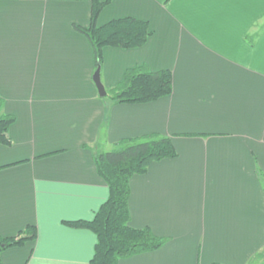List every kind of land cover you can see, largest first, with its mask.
<instances>
[{
	"label": "crops",
	"instance_id": "obj_1",
	"mask_svg": "<svg viewBox=\"0 0 264 264\" xmlns=\"http://www.w3.org/2000/svg\"><path fill=\"white\" fill-rule=\"evenodd\" d=\"M108 1L96 25L148 24L138 49L104 48L106 95L125 71L167 70L172 90L128 105L100 98L91 0H0V238H35L0 264H89L91 221L108 198L93 157L123 141L171 140L176 157L129 181L130 227L166 240L118 264H264V0Z\"/></svg>",
	"mask_w": 264,
	"mask_h": 264
},
{
	"label": "trees",
	"instance_id": "obj_2",
	"mask_svg": "<svg viewBox=\"0 0 264 264\" xmlns=\"http://www.w3.org/2000/svg\"><path fill=\"white\" fill-rule=\"evenodd\" d=\"M91 1L89 26H74V29L87 39L95 70L101 69L104 48L138 49L151 36L148 24L134 18L116 19L97 26V17L108 1ZM171 90L170 71L151 72L146 67H137L125 71L121 83L105 98L116 104L141 105L167 97ZM1 103L0 99V109ZM13 122L12 116L0 114V145L10 144L8 131ZM175 157L171 140L159 136L123 141L115 151L94 155L95 170L108 188V198L91 221L65 223L74 229L88 230L95 236L96 244L89 264H118L122 259L154 252L164 246L166 240L154 235L149 228L130 227L129 181L134 176L145 174L152 163ZM34 238L33 227L15 237L0 238V255Z\"/></svg>",
	"mask_w": 264,
	"mask_h": 264
},
{
	"label": "water",
	"instance_id": "obj_3",
	"mask_svg": "<svg viewBox=\"0 0 264 264\" xmlns=\"http://www.w3.org/2000/svg\"><path fill=\"white\" fill-rule=\"evenodd\" d=\"M92 82L96 88L97 94L100 98L106 96V91L100 80V68H97L92 75Z\"/></svg>",
	"mask_w": 264,
	"mask_h": 264
}]
</instances>
